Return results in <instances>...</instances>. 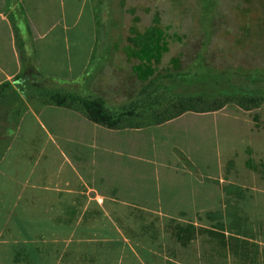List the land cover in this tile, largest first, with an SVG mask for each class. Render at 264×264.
Listing matches in <instances>:
<instances>
[{
  "label": "crops",
  "instance_id": "crops-1",
  "mask_svg": "<svg viewBox=\"0 0 264 264\" xmlns=\"http://www.w3.org/2000/svg\"><path fill=\"white\" fill-rule=\"evenodd\" d=\"M121 6L0 0V264H264V101L153 122L174 73L100 36ZM36 85L133 113L111 128Z\"/></svg>",
  "mask_w": 264,
  "mask_h": 264
},
{
  "label": "rangeland",
  "instance_id": "rangeland-1",
  "mask_svg": "<svg viewBox=\"0 0 264 264\" xmlns=\"http://www.w3.org/2000/svg\"><path fill=\"white\" fill-rule=\"evenodd\" d=\"M200 2L202 0H126V7L121 6L120 11L118 8L114 9L117 11L112 10L107 19L111 25L125 22L127 28L122 29L121 26L119 30L109 28L108 31L100 29V36L108 33L107 37H127L132 44H138L141 52L137 59L141 63L136 68L137 73L185 72L197 62L196 59L189 62L195 51L194 48L188 50V40L194 39L197 42L199 33L204 34L201 30L203 25L199 23ZM219 2L226 23L220 24L211 36L209 50H206L211 55L204 60L214 67V78L211 72L206 71L176 80L185 81L186 87L192 90L191 94L197 95L241 94L254 90L263 92L264 0ZM205 29L209 30V27ZM131 48L133 46H128V49ZM200 51L201 48L197 52ZM126 66L128 73H131V63L127 61ZM222 73H231L232 76ZM176 85L177 88L181 86L179 83ZM164 98L159 97L160 108L152 111L154 116L151 120L160 114L167 115L174 109V102ZM220 99L212 98L208 105Z\"/></svg>",
  "mask_w": 264,
  "mask_h": 264
},
{
  "label": "trees",
  "instance_id": "trees-1",
  "mask_svg": "<svg viewBox=\"0 0 264 264\" xmlns=\"http://www.w3.org/2000/svg\"><path fill=\"white\" fill-rule=\"evenodd\" d=\"M220 2L219 0H202L200 2V17H199V23L202 24V32L199 33V39L196 42L194 39H190L188 50L192 51L194 48L193 55L191 54V60L196 59L197 62L190 67L185 72H177L174 74H169L167 77L169 79L174 80L173 87H169V99L173 101L174 109L172 111H169L167 115L160 114L159 117L154 118L153 122L161 123L170 119H173L184 112L187 111H211V110H217L222 108L226 103L229 102H235L239 104L240 106L244 108L257 106L260 103L264 101V92L260 94H254L252 92L250 93H241V94H220L217 93L216 95L212 94H204V95H197V94H191V88L188 89L185 85V81L181 82L178 81L181 77L184 78V76L191 75L192 73H195L194 75H198V73H205L206 71L211 72V77H213V69L214 67L206 64V61H204L207 56H210L211 54H208L206 50H209L208 47L211 44V36L213 33L216 32V28L220 26V24L226 23V18L224 17L222 11H221V5L219 6ZM184 14V13H183ZM181 15V14H180ZM223 21H222V20ZM209 27V30H206L205 28ZM202 34V35H201ZM196 37V36H195ZM194 37V38H195ZM195 46V47H194ZM201 48L200 53H198V49ZM202 51H204L203 56L201 55ZM206 51V52H205ZM219 72V71H218ZM225 74V73H222ZM218 75V74H217ZM225 75L232 76L231 73H226ZM157 79V78H155ZM154 79V80H155ZM178 79V80H176ZM150 81L146 84V87L144 88V95H149L147 90L151 85L154 84L155 81ZM158 81L162 80V77H158ZM231 79L229 78L228 81ZM227 82V81H226ZM177 83L181 84L179 88L176 85ZM215 83V82H214ZM191 84V82H190ZM185 86V89H180L182 86ZM231 86V85H230ZM9 87V84L6 83L2 85L0 88V107L2 104V99L4 96V89ZM35 90H33V94L37 95L40 99H42L47 104H54L58 106H66V107H75L80 109L81 111L85 112L86 115L93 120L96 123L114 128L118 127L122 124L125 117L131 115L133 111H123L121 113H112L106 109L104 106V103L100 99H94V98H88L83 97L78 94L72 93V92H65L62 90H58L56 88H49V87H43L40 85L35 86ZM159 89L162 87V85L158 86ZM233 87V85H232ZM222 98L219 102H216L215 104L208 105V101L212 100V98ZM201 105H205L204 107H200ZM164 112V111H163Z\"/></svg>",
  "mask_w": 264,
  "mask_h": 264
}]
</instances>
